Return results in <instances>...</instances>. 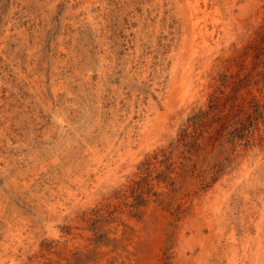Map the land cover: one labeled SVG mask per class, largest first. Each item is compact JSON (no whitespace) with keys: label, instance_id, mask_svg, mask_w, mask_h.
<instances>
[{"label":"rangeland","instance_id":"1","mask_svg":"<svg viewBox=\"0 0 264 264\" xmlns=\"http://www.w3.org/2000/svg\"><path fill=\"white\" fill-rule=\"evenodd\" d=\"M0 264H264V0H0Z\"/></svg>","mask_w":264,"mask_h":264},{"label":"bare ground","instance_id":"2","mask_svg":"<svg viewBox=\"0 0 264 264\" xmlns=\"http://www.w3.org/2000/svg\"><path fill=\"white\" fill-rule=\"evenodd\" d=\"M197 5V4H196ZM204 6H205V3H204ZM206 7V6H205ZM200 9V8H199ZM205 9V8H204ZM204 11V10H203ZM209 12V11H208ZM215 21V20H214ZM195 23V22H194ZM207 27V26H206Z\"/></svg>","mask_w":264,"mask_h":264}]
</instances>
